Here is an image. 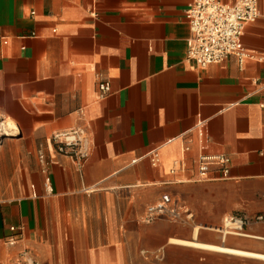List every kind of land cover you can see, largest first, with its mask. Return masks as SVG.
<instances>
[{
  "label": "crops",
  "instance_id": "obj_1",
  "mask_svg": "<svg viewBox=\"0 0 264 264\" xmlns=\"http://www.w3.org/2000/svg\"><path fill=\"white\" fill-rule=\"evenodd\" d=\"M191 1L0 0V113L27 133L0 152V264L25 250L35 264H264L173 241L264 256V6L242 38L251 58L202 67L187 60ZM73 126L90 157L57 155L44 172L38 150L50 160L46 139ZM201 139L230 157L228 178L199 176ZM183 144L187 167L172 172ZM9 173L24 174L8 178L16 193ZM166 197L192 217L145 221ZM231 216L248 220L241 232L223 231Z\"/></svg>",
  "mask_w": 264,
  "mask_h": 264
},
{
  "label": "built area",
  "instance_id": "obj_2",
  "mask_svg": "<svg viewBox=\"0 0 264 264\" xmlns=\"http://www.w3.org/2000/svg\"><path fill=\"white\" fill-rule=\"evenodd\" d=\"M261 14L260 0H237L235 2H223L221 0H192L186 10L191 37L188 41L187 60L205 67L211 63L223 62L228 56H236L242 66L253 55L246 50L243 43V35L246 27L257 21ZM32 31L30 36H36ZM264 61V58H261ZM100 97H106L111 91L110 82L107 79L99 81ZM264 107V100L261 102ZM3 141L0 139V149ZM191 144H183L182 156L174 161V168L187 167L186 154L191 150ZM46 149L50 155L48 160L45 150L39 149L38 156L43 163L44 172L47 166L57 155H68L80 166H83L91 155V139L83 126H73L54 132L46 139ZM147 156L156 165L160 161L158 148L151 150ZM138 159L132 160V163ZM230 157L225 153H209L205 150L204 141H199V152L196 155L198 174L203 179L228 178L230 174ZM48 183V180H47ZM190 208L178 200L166 197L154 204L148 205L145 221L151 222L159 218H168L174 221H186L192 217ZM263 215H257L255 220L263 219ZM248 220L231 216L224 222L223 230L228 233H239ZM16 231V227H11ZM15 238L9 239L10 243ZM33 256L28 250L23 251L15 264H35Z\"/></svg>",
  "mask_w": 264,
  "mask_h": 264
},
{
  "label": "bare ground",
  "instance_id": "obj_3",
  "mask_svg": "<svg viewBox=\"0 0 264 264\" xmlns=\"http://www.w3.org/2000/svg\"><path fill=\"white\" fill-rule=\"evenodd\" d=\"M262 14L264 15V10L262 12ZM1 117V114H0ZM19 131V126L17 124V122L10 118L7 117L4 120L0 121V136H16L17 133ZM224 232H227L226 230H223ZM174 242L177 243H184V244H191L197 247H203V248H209L212 250H217V251H222V252H227L230 254H236V255H243V256H254V257H264L262 255L259 254H254L251 252H246V251H241V250H235V249H230V248H226V247H222V246H213V245H204L198 242H186V241H181V240H173Z\"/></svg>",
  "mask_w": 264,
  "mask_h": 264
},
{
  "label": "rangeland",
  "instance_id": "obj_4",
  "mask_svg": "<svg viewBox=\"0 0 264 264\" xmlns=\"http://www.w3.org/2000/svg\"><path fill=\"white\" fill-rule=\"evenodd\" d=\"M261 4H262V8H263V6H264V0H262L261 1ZM262 17H263V15H262ZM1 114V117H0V121H2V120H4L5 119V115L4 114H2V113H0ZM4 115V116H3ZM13 119V118H12ZM25 138H27V133L23 130V128L21 129L20 128V130L18 131V133H17V135L16 136H0V139L4 142V141H6V142H11V141H13V142H16L17 141V139H20V140H22V139H25ZM0 152H2V147H1V149H0ZM17 161V160H16ZM18 176V177H20L21 179H23L24 178V174L23 173H9V174H5V176L4 177H6L3 181H1V183H2V185H4L5 183H6V185L7 186H5V189H13V192L14 193H16V190H17V188H19L18 186H20L21 184H20V180H12V181H10L9 182V180H8V178L10 177H12V176ZM0 191H1V186H0ZM224 225V224H223Z\"/></svg>",
  "mask_w": 264,
  "mask_h": 264
}]
</instances>
